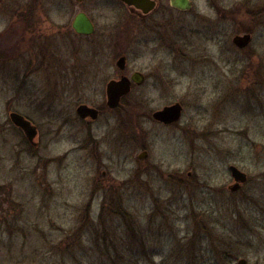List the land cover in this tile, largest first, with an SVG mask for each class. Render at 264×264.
Returning <instances> with one entry per match:
<instances>
[{
    "label": "rangeland",
    "instance_id": "1",
    "mask_svg": "<svg viewBox=\"0 0 264 264\" xmlns=\"http://www.w3.org/2000/svg\"><path fill=\"white\" fill-rule=\"evenodd\" d=\"M190 1L141 23L95 0L107 18L77 40L75 64L86 69L60 83V101L41 106V74L15 85L13 106L36 127L34 144L8 126L0 81V264H264V0ZM244 34L251 40L239 48L233 38ZM119 54L145 83L95 122L66 115L72 100L105 106ZM174 104L177 122L154 120ZM231 165L247 175L235 192ZM115 205L134 239L119 216L99 223L100 209ZM104 226L116 232V252L95 239Z\"/></svg>",
    "mask_w": 264,
    "mask_h": 264
},
{
    "label": "flooded vegetation",
    "instance_id": "2",
    "mask_svg": "<svg viewBox=\"0 0 264 264\" xmlns=\"http://www.w3.org/2000/svg\"><path fill=\"white\" fill-rule=\"evenodd\" d=\"M104 1L106 2V6L110 3L109 5L114 8H111L114 12L121 11L123 8L129 12L130 17H133L141 23L150 20L164 10L177 9L172 5L171 0H136L138 7H128L122 0ZM7 2L8 4H6L5 11L8 15V22L0 31V81L2 85H6L8 91L5 112L9 117L8 126H11L13 130L17 129L21 131L27 142L29 144H34V139L30 141L23 130L16 125L15 118L18 116L30 123L36 130V127L32 125L28 118L14 109L13 103L16 95L15 85L18 83L22 85L31 76L41 74L45 82L41 106L49 107L60 101L57 91L60 83H62L63 80L75 83L80 73L79 70L82 69L84 72L86 69L83 67L80 68L75 64V45L77 44L76 42H78L77 40L80 38L92 37L96 32L94 21L103 19L104 16L107 18V16L104 13L105 8L95 7V0H8ZM147 2L152 4L151 9H148ZM177 10L182 11L179 9ZM53 14L61 18L73 15V18L69 25L56 27L48 21ZM80 14L84 15L92 23L94 28L92 34L80 35L76 33L77 31L72 25L74 19ZM108 18L110 19L113 17ZM122 27L125 29L127 25H123ZM59 32L65 33L59 34ZM63 38H66V43L63 45L64 47L61 46ZM62 48L64 49V60L60 57ZM120 58L124 59L122 67L118 66ZM126 62V56L119 54L115 62V66L119 73L117 76L118 78L115 77L110 79L107 81L106 85L112 80L118 81L123 77L130 80L134 74H138L140 79L137 84L131 82L130 92L121 97L115 107H110L107 104L105 85V106L95 108L86 104L73 103L74 100H72L71 103L67 104V112H65V114L70 115L75 110V114L79 119L95 122L99 116L106 111L118 110L122 101L131 94L132 88L142 86L146 80L142 72L135 71L131 74L128 73ZM78 65H80V63ZM79 106H86L96 110L97 117L95 119L90 117L80 118L77 112ZM157 122L164 126L174 124ZM142 154L146 157L147 152L143 151Z\"/></svg>",
    "mask_w": 264,
    "mask_h": 264
},
{
    "label": "water",
    "instance_id": "3",
    "mask_svg": "<svg viewBox=\"0 0 264 264\" xmlns=\"http://www.w3.org/2000/svg\"><path fill=\"white\" fill-rule=\"evenodd\" d=\"M126 3L128 7H138L136 0H122ZM148 3V2H147ZM172 5L182 11H187L192 7V2L190 0H171ZM152 4L148 3V9H151ZM73 28L77 31L76 33L80 35H90L93 33L92 23L82 14L78 15L73 22ZM251 40L249 34H244L242 36L237 35L233 38V43L239 47H245ZM124 62L123 58H120L118 61V66L122 67ZM139 75L134 74V76L129 80L128 78L123 77L118 81H110L106 85V99L107 104L110 107H115L118 104L121 97L127 95L130 92L131 82L138 83ZM78 116L80 118L90 117L95 119L97 117V111L86 106H79ZM182 107L179 104H174L167 106L160 111H156L152 114V117L156 121H160L166 124H171L177 122L181 117ZM16 125L20 127L25 133L26 137L32 141L36 136V130L33 126L30 125L26 120L21 117L15 118ZM144 157V154H140L139 158ZM229 173L232 179L235 181L234 186L231 187V191L235 192L241 184L246 182L247 175L240 171L237 167L231 165L229 166ZM238 264H246L245 260L241 259L238 261Z\"/></svg>",
    "mask_w": 264,
    "mask_h": 264
},
{
    "label": "trees",
    "instance_id": "4",
    "mask_svg": "<svg viewBox=\"0 0 264 264\" xmlns=\"http://www.w3.org/2000/svg\"><path fill=\"white\" fill-rule=\"evenodd\" d=\"M108 211V212H106ZM108 213H111V216H119L121 218V220L124 222L125 225H127V231L128 233L130 234V237L132 239H134L136 237V230L134 228V224H130V221L132 220L131 217L128 215V213L125 212V210H123L120 205H115L114 207L112 208H105V207H102L100 209V212H99V216H98V219H99V223L102 225L103 227V223H101L102 219L105 218V215L108 214ZM101 233L100 232H97L96 231V240L97 242L100 240L102 242V246L105 248V252L107 251H114L116 252L117 249L119 248L115 243H114V234L116 232L114 231H109L105 228H101ZM111 232V233H110ZM139 243L143 246L144 245V241H143V238L142 240L139 239ZM97 246V244L95 245ZM108 259H110V261L112 262L113 261V257H109Z\"/></svg>",
    "mask_w": 264,
    "mask_h": 264
}]
</instances>
